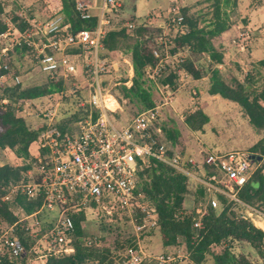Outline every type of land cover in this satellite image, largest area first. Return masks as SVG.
I'll list each match as a JSON object with an SVG mask.
<instances>
[{
    "label": "built area",
    "instance_id": "2783aa9c",
    "mask_svg": "<svg viewBox=\"0 0 264 264\" xmlns=\"http://www.w3.org/2000/svg\"><path fill=\"white\" fill-rule=\"evenodd\" d=\"M177 3L174 0L168 8L166 23L183 32L186 31L184 16L181 14L182 7ZM119 7L120 0H103L99 22L94 30L86 29L74 34L66 18L58 15L45 23L33 21L26 31L15 28L11 33L0 37L3 42L0 48V71L7 72L2 78L10 75L17 85L21 83L20 77L12 73L7 63L10 52L16 47L28 48L40 71L50 81H57L59 78L66 80L71 76L67 73V63L74 62L82 55H90L92 58L86 64L85 71L91 82L88 104L94 111L85 120L78 122L72 131H63L54 125L58 109L47 111L44 117L49 123L36 143L38 152L24 182L13 186L3 198L4 202L10 203L18 193L26 195L28 199H38L44 195V204L38 213H59L49 232L52 239L47 240L45 254L29 256L19 237L4 233L0 244L11 262L26 257L25 264H44L49 257L73 254L75 249L71 246L70 234L74 230V221L71 215L84 212L87 208L99 210L101 217H107L109 221L128 220L135 242L127 249L123 264L182 262L184 257L181 255H153L144 248L145 234L158 229V220L152 213L148 197L140 189L141 174L150 167L153 160L183 175L196 189L203 190L205 205L201 204L196 211L195 229L203 228V219L209 207H221V198L245 206L249 217L256 214L257 217L264 218V215L255 212L238 198L239 191L256 171L249 153H208L203 159L184 156L175 151L162 128L156 126L161 116L159 107L138 114L125 125H119L115 121L113 116L118 109L112 110L108 106L109 97L116 102L119 110L121 107L111 92L113 87L108 88L103 80L114 66L108 64L107 58L102 55L105 53L103 40L111 23L107 15ZM76 9L83 20L94 17L91 5L84 0L76 1ZM128 27L134 28L131 24ZM165 36L157 40L159 49L155 52V58L158 63L145 69V78L155 84L168 67H172L171 61L174 58ZM73 50H80L81 53H73ZM184 56L185 54L178 55L176 60L181 61ZM125 62L129 66V79L125 85L130 88L134 77L133 65L128 60ZM179 73L181 77L188 78L185 73ZM3 86L1 82L0 96ZM162 87L171 90L169 86ZM29 104V101L18 102L17 116L25 117V109L22 107ZM170 104V101H162L161 105ZM58 106L60 105L57 104ZM95 114L97 115L94 116ZM13 212L19 216L15 208Z\"/></svg>",
    "mask_w": 264,
    "mask_h": 264
},
{
    "label": "trees",
    "instance_id": "16d2710c",
    "mask_svg": "<svg viewBox=\"0 0 264 264\" xmlns=\"http://www.w3.org/2000/svg\"><path fill=\"white\" fill-rule=\"evenodd\" d=\"M237 1L201 0L197 2L196 6L203 4L212 6V18L203 26H201V19L197 15H190L192 7L183 8L181 14L184 16L186 31L178 30L176 36L167 34L165 36L166 25L163 27L145 22L135 23L131 30L122 28L120 31H116L108 27L103 40L105 53L102 56L104 58L110 53L126 48L124 47L125 43L132 41L131 45H127V49L131 53L133 62V84L128 88L125 85L126 81H123L121 87H117L114 93L118 102L122 104V100H128L131 104L140 103L146 111L156 107L152 82L150 84L145 80V69L158 63V59L155 58V52L159 49L157 40L165 36L173 59L175 60L181 54H185V56L181 61L176 60L174 67H168L160 79L163 82L162 86H169L174 91L181 79L179 72L185 73L188 78L198 80L203 77L204 69H207L205 74H210L208 93L213 97L218 96L238 104L249 118L250 123L258 131H264V88L259 91L256 89L255 80L251 74L246 78L245 83L239 78H225L222 69H219V66L225 63L224 44H231L232 38L236 37V26L232 24L227 9H234L237 6ZM51 3L47 6L50 10L52 9L53 15L46 21L63 15L67 23L71 24V32L74 34L86 29L94 30L98 25V17L94 16L89 20H83L80 17L76 9V0H51ZM3 15H5V8L0 2V37L11 33L15 28L26 31L30 27L29 23L17 17L15 13L9 14L7 21L2 18ZM133 22L135 21L133 20ZM21 50L26 54L30 53L26 47H16L10 52L7 63L11 61L13 53ZM72 52L81 53L80 50ZM207 57L210 61L205 60ZM259 64L264 67V60ZM6 74L7 72L0 71V78ZM14 74L17 75V71ZM64 81L65 79L59 78L57 81H48L43 86L26 89L14 82L13 86H3V93L0 96V152L10 149L15 151L19 157L25 159L31 157V147L37 143L45 126L28 125L26 119L17 116L14 107L20 101H33L63 92ZM208 122L209 118L203 111H199L186 120L187 125L195 131H200ZM156 126L158 127V125ZM60 129L66 130L63 127ZM167 135L171 141H177L176 133L168 132ZM171 141L169 142L174 148ZM253 155L256 156L253 160L254 166L258 165L259 168L239 191L238 198L255 212L264 215V143L262 141L253 147ZM30 168L31 164L29 163L23 164L21 167L10 165L0 167V241L5 230L13 228V234L22 240L27 253H29L32 244L29 232L34 231V227L29 226L28 220L36 218L39 221L42 212H38L44 204V195L38 199H28L26 195L18 193L10 203L4 202L3 198L13 186L24 182L25 175ZM145 176L148 181L141 182L140 189L147 195L152 213L156 215L157 230H159L164 246L172 247L179 245L180 242L184 243L194 264H203L208 256L213 258L212 264H264V226L253 222L252 219L245 218L247 214L245 206L221 198V207L218 209L209 207L208 213L203 219V228L195 229L196 210L190 213L186 209V200L199 195L203 197V190L201 189L197 192L198 194H195L187 178L155 160L141 174L142 178ZM14 208L20 213V216L14 214ZM71 217L74 221V230L70 234V238L72 239L71 246L75 249L74 253L65 254L62 257H49L44 264L124 263L127 249L135 242L134 233L127 219L119 220L116 226H113V232L118 237L116 240L121 242L120 247L116 246V240L112 247L104 245L96 247L83 242L86 238V232L82 228L86 217L84 212L71 215ZM112 221H109V224H113L110 223ZM224 244L226 246L220 253L212 252L213 246ZM238 244L246 245L255 253L257 259L251 260L245 254L238 255L235 252ZM25 260L26 257L11 262L8 253L0 248V264H25Z\"/></svg>",
    "mask_w": 264,
    "mask_h": 264
},
{
    "label": "rangeland",
    "instance_id": "374dc122",
    "mask_svg": "<svg viewBox=\"0 0 264 264\" xmlns=\"http://www.w3.org/2000/svg\"><path fill=\"white\" fill-rule=\"evenodd\" d=\"M98 1L96 0V2ZM0 2L5 8V15L2 18L6 21L9 20L7 16L11 13H15L17 17L29 24L33 21L45 23L53 15L52 9L50 10L47 6L52 4L51 0H0ZM91 2L94 3L95 0ZM197 2L188 4L186 7H192L190 15H197L201 19V26H203L212 18V6L211 4L196 6ZM124 4L126 8L125 14L128 17H136L137 21L133 22L130 20L131 18L127 17L122 18L120 17L121 11L114 10L107 15L111 22L109 29L120 31L122 28H127L129 30L128 25L130 24L135 26V23L141 24L145 22L165 25L167 21L169 0H124ZM227 12L232 24L236 26L237 32L236 37L232 38L233 42L231 44L225 43L223 46L224 53H226L228 59H231L229 63L232 67L226 66L221 71L225 78H239L244 82L251 74L255 80L254 85L259 91L264 88V67L259 64L264 60V0H238L237 6L234 9L228 8ZM166 30L167 35L172 36H176L178 32L177 29L170 26H167ZM131 43L132 41L126 42L124 46L126 48L110 53L106 57V62L113 65L114 68L110 74L103 77V80L104 83H107L108 88L113 87L111 92L116 99L115 90L117 87H121L123 81L129 79V66L125 60H129L131 64L133 63L131 53L127 49V45H131ZM2 44L3 42L0 40V48ZM233 56L237 59V63L232 62ZM91 59L90 55L88 57L82 55L74 62L67 63V73L71 76L64 81L63 92L29 101V106L22 107V109H25L23 115L28 125L34 127L44 125L46 128L49 121L44 117V114L48 113L47 111L49 110L58 109L53 122L54 125L58 128L63 127L72 131L78 122L85 120L94 111L88 104L91 93L89 85L91 82L85 71V66ZM9 62L12 73L17 71V76L20 77V85L23 89L43 86L50 81L40 71L39 65L31 53L26 54L22 50L17 51L12 54ZM234 63H236V66H234ZM171 65L172 67L176 65V59H172ZM205 70L207 69H204L203 77L198 80L182 76L177 89L174 91L164 89L162 87L163 82L160 79L156 84H153V82L151 84V81H149L151 86H153V98L156 101V107H159L161 115L156 125L161 127L163 132L166 131L164 135L167 138L168 132L177 134V141H171L170 138L168 140L173 143L175 151L186 157L196 156L199 159H203L208 153L219 155L229 152H246L253 155V147L260 141L264 143V131H258L250 123L249 118L238 104L220 97L215 99L208 93L210 74H205ZM145 80L148 81L146 78ZM0 81L4 85H14L13 78L10 75L0 79ZM115 84L118 85L114 86ZM162 101H170L171 104L162 106ZM57 104L60 106L57 107ZM116 106L118 110L114 113L113 118L119 125L127 124L138 113L146 111L143 109L142 104H131L128 100H122V104L119 105L121 110H119L118 105ZM14 108L17 109V104ZM199 111H203L208 116L209 122L200 131H195L187 125L186 120ZM37 152L36 144L31 147V157L29 159L19 157L15 151L10 149L1 151L0 167L3 165L21 167L23 164H31ZM255 168L258 169L259 166L255 165ZM143 181H148L146 176L142 178ZM189 184L192 191L198 194L199 190L191 183ZM201 204L205 205V201L200 195L195 198H188L186 200V209L192 213L194 210H198ZM84 214L86 217L82 223V228L86 232V238L83 242L96 247L102 245L114 246L118 237L113 232V226H116L119 220L114 219V221L110 222L113 224H109L108 218H102V213L99 210L93 211L88 208L85 209ZM58 215V211H43L39 221L36 218L28 220L29 226L34 227V231L29 232V237L32 240L29 256L35 257L46 253L47 240L52 239L49 232L54 223H56ZM245 217L252 219L253 222L264 221L263 217H257L256 214L252 217L246 214ZM5 231L9 236H16L11 229H6ZM154 235H156V240H152L153 243L151 245L147 244V242L144 243V248L147 246L146 249L154 253H166L167 250L163 247L159 230L155 231L151 236ZM117 241L116 246L120 247L121 242ZM224 246L226 244L213 246L212 252L220 253ZM0 248L3 249L2 246ZM168 251L171 255L184 257L183 261L178 264H194L184 243L180 242L179 245L170 247ZM235 252L238 255L245 254L251 260L257 259L255 253L244 244L236 245ZM117 255L119 254L117 253ZM212 263L213 258L208 256L203 264ZM116 264H121V262H116Z\"/></svg>",
    "mask_w": 264,
    "mask_h": 264
},
{
    "label": "crops",
    "instance_id": "0c3cea01",
    "mask_svg": "<svg viewBox=\"0 0 264 264\" xmlns=\"http://www.w3.org/2000/svg\"><path fill=\"white\" fill-rule=\"evenodd\" d=\"M84 1H86V2H88L90 5H91V13L93 14V16H95V17H98L99 15H100V7H101V4H102V1L103 0H99L98 2H96V0H95V2L94 3H92L91 1L92 0H84ZM174 0H169V6H168V8L172 5V2H173ZM197 1H201V0H177V4L180 6V7H182V8H185L188 4H191V3H194V2H197ZM98 3V4H97ZM168 8H167V10H168ZM116 10H119V11H121L120 13V17H127V18H131L130 20L131 21H136L137 20V18L136 17H134V16H132V17H128L126 14H125V11H126V8H125V4H124V0H120V7H119V9H116ZM96 12H98V13H96ZM157 24V23H156ZM166 24V23H165ZM161 26H163L164 27V25L163 24H160ZM167 31V30H166ZM165 31V34H167V32ZM110 55V54H109ZM224 58H225V63L223 64V65H221V66H219V69H222V68H224V67H226V66H228L229 68H231L232 66L230 65V61H231V59H228V56L226 55V53H224ZM127 60V59H126ZM205 60L206 61H210L209 60V58L207 57V58H205ZM129 61V60H128ZM232 62H238L237 61V59L235 58V56H233V59H232ZM236 63H234L235 65L234 66H236ZM133 75H134V70H133ZM214 98L215 99H218L219 97L218 96H214ZM24 118V117H23ZM197 211V210H196ZM264 224V223H263ZM155 231H157V230H155ZM155 231H153V232H151V233H147V234H145V236H144V243H146L147 242V244H152L153 243V241L152 240H156V235H154V236H151ZM264 231V230H263ZM147 236V237H146ZM161 237V236H160ZM147 240V241H146ZM161 240H162V238H161ZM162 244H163V241H162ZM163 247L167 250V252L166 253H164V252H162V253H154V252H151L150 250H148V249H146L147 248V246H146V250H147V252L148 253H150V254H153V255H161V254H169L168 252V250L170 249V247H166V246H164V244H163ZM34 263H36V262H34Z\"/></svg>",
    "mask_w": 264,
    "mask_h": 264
},
{
    "label": "bare ground",
    "instance_id": "6f19581e",
    "mask_svg": "<svg viewBox=\"0 0 264 264\" xmlns=\"http://www.w3.org/2000/svg\"><path fill=\"white\" fill-rule=\"evenodd\" d=\"M117 104H116V102L113 100V99H111L110 97H109V101H108V106L112 109V110H115L116 109V106ZM256 223H260L262 226H264V221H255Z\"/></svg>",
    "mask_w": 264,
    "mask_h": 264
},
{
    "label": "water",
    "instance_id": "95a60500",
    "mask_svg": "<svg viewBox=\"0 0 264 264\" xmlns=\"http://www.w3.org/2000/svg\"><path fill=\"white\" fill-rule=\"evenodd\" d=\"M251 158H252V160H255L256 156L255 155H252Z\"/></svg>",
    "mask_w": 264,
    "mask_h": 264
}]
</instances>
